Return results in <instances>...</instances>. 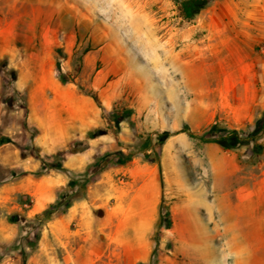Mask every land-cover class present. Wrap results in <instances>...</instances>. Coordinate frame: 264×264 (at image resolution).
<instances>
[{
	"label": "rangeland",
	"instance_id": "obj_1",
	"mask_svg": "<svg viewBox=\"0 0 264 264\" xmlns=\"http://www.w3.org/2000/svg\"><path fill=\"white\" fill-rule=\"evenodd\" d=\"M259 119L264 0H0V264H264Z\"/></svg>",
	"mask_w": 264,
	"mask_h": 264
},
{
	"label": "trees",
	"instance_id": "obj_2",
	"mask_svg": "<svg viewBox=\"0 0 264 264\" xmlns=\"http://www.w3.org/2000/svg\"><path fill=\"white\" fill-rule=\"evenodd\" d=\"M174 1H175L176 8H177L179 15L186 20L192 19L201 9H203L207 5V2H208V0H174ZM130 114H131L130 109L119 106V105H115L114 108L112 109V115H113V119H114L116 125L120 121H122L123 119L129 117ZM260 122H264V119H259L258 124ZM214 126H215L214 124L211 125V127H210L211 132H213ZM183 130L186 131L190 137L197 138L203 142H216L220 146H222L224 149L236 147L241 142L247 141L246 139H244V140L240 139V137L238 135H236V133H235L236 131H234V130L231 132L234 137L221 136L220 138H216V137H214V135L212 136L211 132L205 133L202 135H198L196 133H193L189 129L188 126H185ZM168 135H169L168 131L161 133L159 135L160 141L167 138ZM146 142H148L150 144V138H147ZM129 158H130V155H124V156L113 157L112 160H114V162H116V163H122L123 164ZM66 205H68V204H66ZM57 206L58 205L54 204V203L49 204L46 208H44L42 210L40 215H42L44 217H48L50 215V213L53 212V210L55 208H57Z\"/></svg>",
	"mask_w": 264,
	"mask_h": 264
},
{
	"label": "crops",
	"instance_id": "obj_3",
	"mask_svg": "<svg viewBox=\"0 0 264 264\" xmlns=\"http://www.w3.org/2000/svg\"><path fill=\"white\" fill-rule=\"evenodd\" d=\"M214 149V147H212ZM210 157V156H209ZM222 159V158H221ZM219 158H213L212 156L210 157L209 161L212 164L211 165V170H212V181H211V186H212V191L214 192L215 195V202H214V207L215 209L221 213L222 211V204L221 201L227 196V195H232L233 197L236 198V210H239L238 212L241 215H248L249 213H244V205L249 203L252 197L248 195L247 192V186H244V182L240 183L237 188H228L224 186L225 180H226V167L224 166L223 160L221 161ZM243 179V178H242ZM245 187V188H244ZM217 214L219 215L220 213ZM238 213V214H239ZM220 229L222 231H231L232 228L227 227V225L223 224ZM229 244H233L232 240L228 241ZM240 247L244 248L246 250L248 248V245L244 243H240Z\"/></svg>",
	"mask_w": 264,
	"mask_h": 264
}]
</instances>
